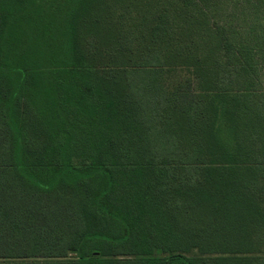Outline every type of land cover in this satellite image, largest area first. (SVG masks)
I'll use <instances>...</instances> for the list:
<instances>
[{
    "label": "trees",
    "instance_id": "trees-1",
    "mask_svg": "<svg viewBox=\"0 0 264 264\" xmlns=\"http://www.w3.org/2000/svg\"><path fill=\"white\" fill-rule=\"evenodd\" d=\"M102 1L0 0V264H208L180 250L260 246L264 94L233 88L249 62L237 41L248 31L212 23L204 0H180L182 24L157 13L158 42H176L175 58L203 68L200 93L188 82L167 97L193 130L185 142L195 147L181 156L201 176L197 187L158 165L180 155L153 150L152 104L163 97L142 75L152 72L96 70L86 29ZM250 35L264 61V19ZM155 250L171 255L107 258Z\"/></svg>",
    "mask_w": 264,
    "mask_h": 264
},
{
    "label": "rangeland",
    "instance_id": "rangeland-1",
    "mask_svg": "<svg viewBox=\"0 0 264 264\" xmlns=\"http://www.w3.org/2000/svg\"><path fill=\"white\" fill-rule=\"evenodd\" d=\"M204 1H199V9L204 8V3L214 8L215 14L214 19H211L212 23L248 31L240 34L237 38L238 44L246 47L244 52L248 54L249 62L246 63L245 61V67L236 79L233 88L238 90L250 87L253 92L259 95L264 94V61L260 58V52L257 51V42L254 35H250L252 27L257 26L258 20L264 19V0ZM181 7L182 2L180 0H104L94 7L86 34L93 43L92 50L97 62V71L103 72L114 69L117 71L139 70L152 72L142 75L146 76L145 82L150 85V89H154L156 93L161 94L163 97H157L152 104L154 122L151 125L155 124L156 128H153V131L149 134L153 141V150L157 153L164 152L163 154L167 155L175 151L180 155L179 158L178 156L171 157L175 160L171 158L168 160L166 157L161 158L158 160V165L162 170H165V167L173 169L171 172L172 178L174 176L177 178V175L181 174V181L188 177L191 178L193 175L194 182H196L195 186L198 187L197 181L200 180L201 176L193 170V165H189L181 156V153L184 154L185 150H192V147H195L194 145L188 146L189 144L185 142L186 139L189 141L195 138L191 136L193 130L185 122V117L178 114V104L175 101L169 104L167 97L170 94L176 97L174 95L182 92V88L186 87L188 82H192V92L200 93L204 86H202L199 73H203L201 71L203 68L196 60H186L184 54L175 58L177 52L175 51V45L178 44L174 42L168 45L158 42L153 34L157 13L163 9L171 10L174 20H177L178 24H182ZM144 18L145 22L143 21ZM126 35H128L126 37L128 42H124V44L127 49L120 50L121 46H118L117 43L122 36ZM178 36L181 38L180 34ZM206 38V35L198 36L197 44L202 46L197 51L199 56L204 55V51L206 54L208 53L204 47V39ZM214 42L215 46H213L212 52L217 53L220 48L219 39ZM157 58L160 61L156 60ZM144 59L148 60L146 64L143 63ZM155 85H157V88ZM214 90L216 92L215 88ZM170 132L172 134H169ZM183 189L187 188L183 187ZM193 191L195 192H192V197L197 196L198 192ZM185 193L183 190L180 192V196H174L179 204L185 200V196L188 198V194ZM202 195L200 194V196ZM163 199L165 200L167 197H163ZM199 212L194 214L201 216L202 214ZM209 213H212L213 218L220 216L217 213L213 214V210ZM255 241L256 237H254ZM263 243L264 240L260 242V246L252 243L250 246H238L237 248L223 246L222 249L211 246L203 247L192 243L185 252L181 250L180 252L186 257L205 260L208 264H235L232 262H237V264H264ZM134 247L138 249L135 244ZM170 255L171 253L155 250L151 255L138 252L133 254L131 252L129 256L114 257L107 255V258L122 261H143L153 258L161 259Z\"/></svg>",
    "mask_w": 264,
    "mask_h": 264
}]
</instances>
